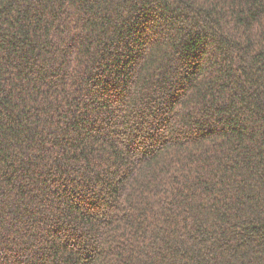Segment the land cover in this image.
Returning <instances> with one entry per match:
<instances>
[{
	"label": "trees",
	"instance_id": "16d2710c",
	"mask_svg": "<svg viewBox=\"0 0 264 264\" xmlns=\"http://www.w3.org/2000/svg\"><path fill=\"white\" fill-rule=\"evenodd\" d=\"M0 264H264V0H0Z\"/></svg>",
	"mask_w": 264,
	"mask_h": 264
}]
</instances>
